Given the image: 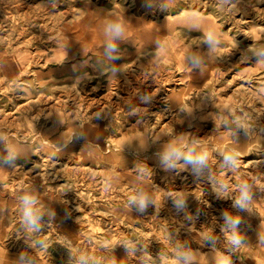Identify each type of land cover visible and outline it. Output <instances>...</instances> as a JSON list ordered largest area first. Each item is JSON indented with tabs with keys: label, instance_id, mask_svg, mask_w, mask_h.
I'll return each mask as SVG.
<instances>
[{
	"label": "rangeland",
	"instance_id": "374dc122",
	"mask_svg": "<svg viewBox=\"0 0 264 264\" xmlns=\"http://www.w3.org/2000/svg\"><path fill=\"white\" fill-rule=\"evenodd\" d=\"M0 138V264L245 263L264 0H0Z\"/></svg>",
	"mask_w": 264,
	"mask_h": 264
},
{
	"label": "clouds",
	"instance_id": "9594fccd",
	"mask_svg": "<svg viewBox=\"0 0 264 264\" xmlns=\"http://www.w3.org/2000/svg\"><path fill=\"white\" fill-rule=\"evenodd\" d=\"M109 31L112 33V35L114 37H118L121 32H122V26L119 23H115L109 26ZM110 48H113L114 45H109ZM193 63H197L196 59L193 58ZM180 155V153L178 151H176L175 153L173 152H166L164 155V159L165 160H169V159H175L178 158ZM187 159L191 160L192 157L189 155L187 156ZM199 160L202 162L204 160V156L199 157ZM22 202L24 204V218L26 220L27 223L35 226L39 216L36 214V211L34 210V205L36 203L34 197L29 196V195H25L22 198ZM249 199V195H248V191H247V187L245 186L242 191H241V196L239 199L236 200V204L240 205L241 207H244L245 202ZM141 207H143L144 202L143 200H141ZM230 222L232 223V225H236L239 223V218L236 219H231ZM232 242L239 244L240 240L238 235H233L231 237ZM221 264H230V261H228L226 258L221 262Z\"/></svg>",
	"mask_w": 264,
	"mask_h": 264
},
{
	"label": "crops",
	"instance_id": "0c3cea01",
	"mask_svg": "<svg viewBox=\"0 0 264 264\" xmlns=\"http://www.w3.org/2000/svg\"><path fill=\"white\" fill-rule=\"evenodd\" d=\"M135 139V138H133ZM1 144V138H0ZM29 148H23L21 146H16L10 149V152L14 154H23L27 152ZM1 156V154H0ZM2 161L0 160V169H2ZM251 238L247 243V247L245 249V256L251 264H264V222L259 224L251 234ZM245 260L244 264H249Z\"/></svg>",
	"mask_w": 264,
	"mask_h": 264
},
{
	"label": "built area",
	"instance_id": "2783aa9c",
	"mask_svg": "<svg viewBox=\"0 0 264 264\" xmlns=\"http://www.w3.org/2000/svg\"><path fill=\"white\" fill-rule=\"evenodd\" d=\"M233 251L234 252L232 253L230 259L228 260V261H230V264H244L241 256H239L236 248Z\"/></svg>",
	"mask_w": 264,
	"mask_h": 264
},
{
	"label": "bare ground",
	"instance_id": "6f19581e",
	"mask_svg": "<svg viewBox=\"0 0 264 264\" xmlns=\"http://www.w3.org/2000/svg\"><path fill=\"white\" fill-rule=\"evenodd\" d=\"M133 141V140H132Z\"/></svg>",
	"mask_w": 264,
	"mask_h": 264
}]
</instances>
